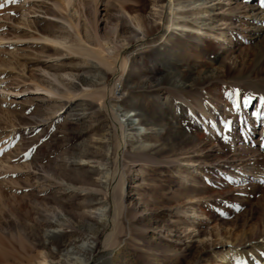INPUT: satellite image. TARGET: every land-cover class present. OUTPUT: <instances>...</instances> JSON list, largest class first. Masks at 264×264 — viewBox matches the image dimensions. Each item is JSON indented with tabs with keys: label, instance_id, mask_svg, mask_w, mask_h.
I'll list each match as a JSON object with an SVG mask.
<instances>
[{
	"label": "rangeland",
	"instance_id": "1",
	"mask_svg": "<svg viewBox=\"0 0 264 264\" xmlns=\"http://www.w3.org/2000/svg\"><path fill=\"white\" fill-rule=\"evenodd\" d=\"M161 1L72 0L64 12V0H0V264H35L40 254L67 264L66 252L91 240L92 264H264L262 0H248L247 37L231 38L240 42L232 54L223 52L234 43L192 30L225 27L221 3L177 0V25L161 36ZM43 37L102 45L126 60L123 73ZM110 84L127 142V202L115 212L117 243L106 247L107 227L90 215L107 207L114 216L117 140L91 92ZM245 161L255 162L247 181H226ZM48 230L58 234L45 238Z\"/></svg>",
	"mask_w": 264,
	"mask_h": 264
},
{
	"label": "bare ground",
	"instance_id": "2",
	"mask_svg": "<svg viewBox=\"0 0 264 264\" xmlns=\"http://www.w3.org/2000/svg\"><path fill=\"white\" fill-rule=\"evenodd\" d=\"M64 1H65V6L62 2V9L61 10L65 12L67 10L68 6L71 4L72 0H64ZM211 1H218V3L216 5H218L219 3L222 4L220 7H218V10L225 8V7L228 9V11L230 13V16H229L230 19H228V23H225V27H219V28L212 27L206 31H201V29H196V28H192V30L200 33L203 38H210L211 40H220L223 42V44H226V45L234 43V45H232L231 47L230 46L226 47V51L223 52V53L229 52L232 54V52H234L236 50V47L239 46L237 43H240V42H238L239 40L237 42H235V41L233 42L231 40V38L237 33L240 35V39H245L247 37V35H245V33H244L245 19L250 16V12H251V8L248 7V0H211ZM161 2L162 3L159 6L160 9L158 12H156V15H157L158 23L162 27H164L163 33L161 35V36H164L166 33L170 32L172 30V27L174 25H177L175 23L176 12L177 11L181 12L183 8L180 6V4H179L180 2L177 0H163ZM201 6H205V4H202ZM263 8H264V0H262L260 2V6H259V10H261V11H259L260 13L264 12ZM202 9H204V7H202ZM202 9H201L202 12L201 11L197 12L198 17H200V16L202 17L206 13V11H204ZM128 18H129V21L133 24L132 26H133L134 31L139 32L141 36H144L143 31H142L143 28H142L140 20L137 17L128 16ZM116 30H117V28L114 27L113 28V35L114 36L117 33ZM263 32H264V29H263ZM135 39L139 40L141 38L137 35V37L135 36ZM40 40L43 42L50 43L52 46L67 50L71 54L74 53L77 55H81L82 57H85V58L94 59L98 62L99 65L101 64L102 66H104L108 69H111L112 66H114L118 70L117 76H121L123 73V70H124V67L126 64V60L121 58L120 54H118V53L112 54V53L108 52V50H105L102 45L101 46L99 45L100 42L96 43L97 45H99L97 48H90V47L84 45L82 42H74L71 44H65V43H62L61 41H57L55 39H49V38H45V37L41 38ZM262 44L264 47V41H262ZM116 49H119L118 46H116ZM105 54H108L109 58H106ZM232 59L235 60V56ZM108 60H112V63H110ZM35 88H36V90H40V91L45 92L49 96L54 95L53 92L49 89H43V88H40L38 86H36ZM27 90H29V89H26L24 91H27ZM114 92H115L114 84H110L104 88H101L98 90L96 89L94 92H91L92 97L94 96L93 98L94 99L96 98V100H98V102H99L98 106H100V108L106 112V115L108 117L114 119L113 120V128H114V135H115L116 140H117V145L115 148V149H117L116 150V157H117L116 167L117 168L115 170L116 172H115L114 177L112 179V188H111V194H110V195H112L111 200H112V208H113L114 216H112L111 218L107 217V215H106L107 210H105L107 208L106 206H104V208L106 207L105 209L96 210V212L94 211L93 214L90 215V216L94 215L96 218H100V221H104V223L106 225L105 227H107L106 232H105L106 235L104 238V245L106 247H108V245L110 247V243H111V245H113L114 243H117L118 236L120 234V225H119V221L116 218L115 212L118 209L119 203L123 205V203L125 204V202H127V199L125 198L123 192L121 193L123 188H121V186H120L121 178H123L122 177L123 168H122L121 158L123 157L124 153L126 152L127 142L122 141L123 135H124L122 133L123 125L117 120L115 113H113L111 111L113 108V106H112L113 98L112 97L114 95ZM91 95H89V96H91ZM237 148H238V146L235 145V149H233L232 152L236 153ZM251 161H252V159H251ZM245 162L246 163H242V164H238V165L235 164L234 166H232V168L235 170L231 175L232 179L230 177H228L226 181L229 180L230 183L236 184L235 182L237 179H240V181H242L243 177L246 176V174L250 175V172H251L250 166H253L255 162H248V163H247V161H245ZM243 180H244L243 182L247 181L246 178H244ZM122 205H120V206H122ZM91 213L92 212H90V214ZM117 215H119V214H117ZM199 216H200L199 214L196 215V217H199ZM57 223L59 224L60 222L57 221ZM54 229H56V228H54ZM57 229L59 232L60 229L59 228H57ZM195 232L199 235L198 229L195 230ZM55 233H57V230H54V231L48 230V231H45L43 233V235L45 236V238H49V237L53 236ZM126 243H127V241L125 242V244ZM94 245H95V242L91 240V241H83L80 245L71 247L66 252V254L68 253L67 264H92L93 260L91 258H88L87 255H85V253H87V251H91L93 249ZM146 254H150V251H147ZM2 258H3V254L0 253V261L1 262H2V260H1ZM35 264H48V261L46 260L44 255L40 254V257L38 258V260L36 261ZM49 264H51V263H49ZM194 264H211V263L208 261L207 256H200L198 259H196ZM223 264H226L225 260L223 261Z\"/></svg>",
	"mask_w": 264,
	"mask_h": 264
},
{
	"label": "snow or ice",
	"instance_id": "3",
	"mask_svg": "<svg viewBox=\"0 0 264 264\" xmlns=\"http://www.w3.org/2000/svg\"><path fill=\"white\" fill-rule=\"evenodd\" d=\"M10 3H16L17 0H9ZM0 7H3V4L0 3ZM250 101L248 99L244 100V104L247 105ZM237 108L239 107V104L235 105Z\"/></svg>",
	"mask_w": 264,
	"mask_h": 264
}]
</instances>
